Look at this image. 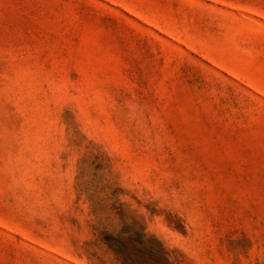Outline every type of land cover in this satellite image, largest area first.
<instances>
[{"label":"rangeland","instance_id":"1","mask_svg":"<svg viewBox=\"0 0 264 264\" xmlns=\"http://www.w3.org/2000/svg\"><path fill=\"white\" fill-rule=\"evenodd\" d=\"M0 264H264V0H0Z\"/></svg>","mask_w":264,"mask_h":264}]
</instances>
